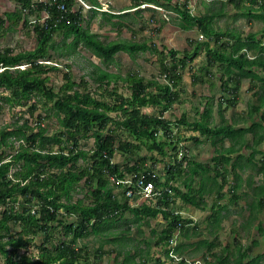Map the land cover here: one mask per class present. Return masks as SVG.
<instances>
[{"label":"trees","instance_id":"1","mask_svg":"<svg viewBox=\"0 0 264 264\" xmlns=\"http://www.w3.org/2000/svg\"><path fill=\"white\" fill-rule=\"evenodd\" d=\"M14 1L17 4L16 11L6 12L5 18H0V39L8 31L6 24L9 25V29L16 26H22L23 29L33 27L36 46L19 53H15L10 48L0 51V66L8 68L0 72V88L10 91V94L4 96L2 100L10 107L22 108L34 98L37 105L33 103L31 113L37 110L40 103H43L44 107L52 104L49 111L58 120L59 130L55 135H46L47 130L41 127L40 121L37 132L28 125H18V122L0 131V207L7 206L4 212H0V255L4 258L5 264H86L84 257L88 253L84 248L77 250L73 244L92 233L98 234L104 225L112 223L111 220L114 219L116 222L119 218L122 219V214L126 210L132 212L139 223L155 219L162 212L166 226L159 234L161 239L157 244L168 245L178 227L183 230L192 222L183 219L179 212L176 213V208H172L170 213H167L147 207L133 209L128 203L121 205V199L114 197L112 190L109 189L104 172L109 170L110 160L118 150L124 155L135 156L137 161L133 172L138 177L145 175L147 180H152L150 176L152 167L148 166L147 162L157 160L154 156L142 157L140 154L146 150L148 153L156 152L166 156L167 146L176 150L174 140L170 139V137L175 138L173 127L178 129L185 126L200 132V137H191L195 145L202 147L210 144L214 151L211 161L206 164L195 159L190 160L186 156L185 159L188 160L186 171L181 165L176 167L177 172L168 171L167 182L164 185L171 187V182L180 179L184 173H189L191 175V179H187L190 181V184H187L189 190L183 193L175 189L176 196L184 203L195 204L198 195L202 196L207 187L210 194L218 195L212 204V214L208 219L213 221L209 226L218 231L222 212L226 209L221 207V202L226 198L231 202H238L243 197L241 192L243 178L238 173V169H242L243 165L247 164L248 167L256 168L257 174L264 177V40H258L257 34L250 33L246 38L239 34L230 35V41L220 42L219 32L217 33L211 26L215 14L193 16L190 12L189 0H133L135 9L142 6L153 10L159 7L165 8L164 11H167L166 8L171 9L176 14L178 20L176 26L181 31H190L197 26L207 37H213L217 41L216 44L209 41L195 45L194 40H190L191 45H194L195 55L203 47L210 65H220L223 75L219 78L220 92L223 93V97L216 103L214 97H205L207 101L204 110L199 111V107L195 108L200 119H195L189 125L184 114L173 125L163 118V114L170 111L174 104L182 103L181 99L185 91L181 88L183 82L181 71L188 65L187 51L184 52L186 56L183 59H178L179 51L166 47L161 51L156 43L135 42L133 39L103 43L84 27L82 7L76 13L71 11L75 0ZM87 1L98 4L97 0ZM227 1L233 4L240 2V0ZM250 2L258 8L251 6L243 16L250 20L251 18L261 20L264 24V2L257 3V0ZM59 5H65L66 11L61 10ZM225 5L226 2L222 3L223 7ZM43 15L45 19L41 23L40 19ZM136 15L140 14L136 13ZM101 16L108 21L115 19L117 23H113L114 26L125 28L122 13L106 11ZM261 34L264 38V30ZM56 35L63 36L65 41L63 44L67 51L82 43L107 66L113 62L114 56L121 52L129 54L131 58H136L138 53L151 52L158 57L159 75L166 83H159L155 77L151 80L145 79L135 72L123 78L99 69L95 81L99 83L98 88L103 91L93 93L89 90V83L84 79L80 83L76 82L70 72V66H66L65 83L56 90L49 85L48 74L57 70V67L43 63L51 60L52 52L58 50L55 46ZM72 36L73 41L67 45L66 40ZM168 59H171L170 62H166ZM20 64L29 66L23 70L9 69ZM213 77L207 68L203 76L196 75L193 86L207 82L210 88H214L215 83L211 80ZM119 80L127 83L130 96L119 92L117 83ZM247 80L250 81V90L255 91L254 98H257L258 102L256 105H251L244 116L229 120L226 118V109L237 106L243 83ZM214 106L218 110L221 125L213 127ZM146 107H160L162 111L159 116H150L142 111ZM39 117L42 121L51 118V116ZM248 119L251 120L250 125L243 127ZM241 122L242 127L238 128L237 125ZM121 132L128 133L136 143L123 141ZM247 134H252L251 143L245 137ZM161 136L168 138L161 141ZM90 137L95 140L96 145L93 154L80 150L81 140ZM12 138L20 143V148L10 145L9 140ZM225 141L230 145L226 146ZM116 143H119L117 147ZM7 147L12 149L13 153L6 154ZM243 149L250 152L247 154ZM104 151L108 155L106 159L103 157ZM80 160L95 161L97 171L92 174L88 168L79 166ZM110 173L112 174L111 171ZM231 175L234 176V185L228 179ZM194 177L200 179L198 183L200 191L192 192ZM83 178L87 179L85 184L89 189L87 193L91 201L89 205L84 204V200L73 202L78 183ZM252 179V176L248 179L249 184L252 183ZM94 181L97 185H94ZM157 183L161 182L157 180ZM252 192L257 199L254 202L256 207L252 209L250 216H257L264 212V187L252 189ZM246 195L248 196V193ZM23 200L24 202L15 206L17 202ZM164 200V204L169 207L168 193L164 194ZM62 209L67 216H77L79 224L77 226L75 223L67 224L64 221L65 216L60 212ZM60 227L63 228L66 236H72V239L69 243L61 244L58 251H50L44 245L37 246L40 257L35 261L19 254L20 249L33 244L35 237L40 234L44 236L46 242H49L50 236L57 233ZM198 228L196 225L193 231H197ZM187 230L189 232V229ZM260 231L264 232V226L260 227ZM210 243L202 242L201 247L205 245L214 248V243ZM259 245L254 241L246 248L240 246L238 253L233 255V262H230L229 256L225 255L228 257H221L219 264H259L260 259L264 258V253L252 255L254 247ZM185 247L179 245L177 251ZM99 252L100 255L97 256L95 263L104 257L102 248L98 250ZM133 258L127 252L122 264H126L130 259L133 261ZM148 260L150 259H145L142 263L149 264ZM146 261L148 262L145 263ZM153 264L165 263L161 259H156Z\"/></svg>","mask_w":264,"mask_h":264},{"label":"rangeland","instance_id":"2","mask_svg":"<svg viewBox=\"0 0 264 264\" xmlns=\"http://www.w3.org/2000/svg\"><path fill=\"white\" fill-rule=\"evenodd\" d=\"M99 1L104 3V6L107 10L111 9L112 13H122L124 16L122 22L125 26V28L120 29V27L113 25V23H117L115 19L108 21L98 13L85 11L83 23L84 27H86V29H88L90 33L96 35L97 38L103 43L123 39H133V41L135 42L146 41L148 43H156L158 47H160L161 51L163 50V47H166L167 49L177 50L180 53L179 57H182L184 51L193 52L194 47H192L193 45H191L190 38L194 40L195 45L196 43H200V40L204 41V39L201 38L199 31H181L176 26L178 20H176V14L171 9L166 8L168 12L164 11L165 8L161 7L157 8V10H153L152 8L148 9L145 6L135 9L133 0ZM160 2L164 3L163 1ZM192 4L194 6V9L196 7L198 8L196 12L199 13L201 11L199 1L193 0ZM16 8L17 4L14 0H0V18L4 19L6 12H14L16 11ZM217 8H220V5H217ZM227 10L230 15L236 14V11L231 7H229ZM136 13H139L140 15H136ZM230 15H226L223 18L217 20L215 28L218 29V31H225L228 29L240 32L243 34V36L246 37V35H248L249 33L257 32L262 28V24L259 21H249L247 18L234 19ZM159 27H161L159 30L160 32L156 31V29ZM6 28H8V31L6 32L5 36L0 39V51L10 48L13 49L15 53H19L25 50L33 49L36 46V38L33 27H31L30 29H23L22 26H16L12 29H9V25L6 24ZM72 41L73 36L66 40V44L68 45ZM63 42L65 41L62 35L55 36V46L58 47V50L52 52L53 58L50 60L51 65H58L57 70L48 74L49 85L56 90H58L62 86V84L65 83L64 74L66 73V66H70V72L73 74L74 80L78 83H80L82 79L87 81L89 83V90L93 93H96L97 91H103L102 89L98 88L99 83L95 81L96 74L99 73V69H102L103 71H106L110 74L121 75V77H126L128 72H135L145 79L151 80L153 79V77H155V79L159 83H166L165 79H163L159 75L160 67L158 57L151 52L138 53L136 55V58H131L128 54L121 52L115 55L113 58V62L110 63L111 65L107 66L101 59L94 56L91 50L86 48L82 43L77 44L75 48L67 51ZM170 60L171 59H168L166 60V62H170ZM207 68H209V72L214 76L213 79H211L212 82L215 83L214 88H210L209 83L207 82H204L197 86H193V80L196 79V75L197 77L203 76ZM218 68V66L214 68L208 65V59L205 55V50L204 48H202L193 64L191 65L190 69L186 67L185 70H182L183 82L181 83V88H183L185 92L182 95V103L176 104L173 110L167 114V119L169 122H172L173 125L176 124L178 119H180L184 114L189 121H193L196 116L199 119L200 117L196 115L194 107L192 106L199 102L202 96L208 95L207 97H214L215 103L218 101V99L223 97V93L220 92L219 81V78L223 75L220 74ZM117 83L119 86V92L125 96H130V91L128 89L127 83L121 80L117 81ZM194 89L197 90V92ZM254 93L255 91L250 90V81H244L239 95V102L236 107H229L226 109V118H228L229 120H231L232 118L238 119L244 116V113H248L250 103L257 102L256 98H253ZM9 94L10 91L8 89L0 88V131L18 122V125H28L35 128V132H37L39 130L37 126L41 121V127L47 130L46 135L52 136L58 133L59 122L53 116V113L49 111L52 104H50L48 107H44L43 103H40L37 110L31 113L30 109L33 103L37 105L35 100L29 101V103L22 108L18 106L10 107L8 104H6L5 101L2 100L3 98H5L4 96H7ZM160 111V107L147 108L143 110L144 113H148L150 115H159ZM112 115L115 116L116 114ZM39 116H51V118L42 121L40 120ZM248 120L249 121L247 122V124H245L243 127H247L248 125H250L251 120ZM218 125H221V121L217 114L212 119V126L214 127ZM173 128L175 130L176 127ZM178 129V132L175 130V134L177 133L181 140L190 141L189 139H187L188 137L198 134L197 132L188 131V128L186 127H180ZM120 134L122 135V140H129L136 143L134 139L130 138L128 133L121 132ZM245 137L247 138L249 143H251L252 134H247ZM9 141L10 145L16 146L14 138L10 139ZM225 145L229 146L230 143L228 141H225ZM49 147H51V145H49ZM54 147L57 148L56 145ZM81 147L87 151L93 150L94 139L81 141ZM193 148H195L194 152ZM2 149L4 150L5 147H3ZM166 150L171 154L172 151L169 148ZM190 151L194 156L204 160L205 156H211L213 148L210 146V144L204 145V148H196L194 146V143L190 141ZM243 151L247 154L250 152V150L245 151L244 149ZM11 153H13V150L7 147L6 154ZM155 154V152L148 153L146 150H143L140 155L142 157H149ZM158 158L161 160V162H164L166 164L173 160L172 157L167 160L160 155H158ZM189 159L194 160V158L190 157ZM123 160L124 157H122L121 155L115 156L116 162L121 163L123 162ZM136 161L137 160H134L132 165L135 164ZM80 166L85 167L86 163L81 162ZM157 170H162V166L158 165ZM260 179L261 178H257V181H260ZM74 197L75 200L73 198V202L84 200L85 204H91V201H89V197L87 196V187L85 185L81 184L80 186H78V191L76 190ZM212 201L213 199H211V201L209 200V205H211ZM177 206L181 210L187 211V207L183 205L180 200H178ZM123 214L124 215L122 219L112 224L104 225L100 229L98 234L92 233L83 239L77 240V242L73 244L76 245V248H84L88 253V255L84 257L86 264H122L126 259L127 252L132 253L134 258L133 261L131 259L128 260L126 264H141L144 259H150L148 260L149 264H153L155 263V260L157 258H162V250L159 249V246L155 245L158 240L159 234L164 227V223L162 222V220L160 218L156 220L150 219L146 220V223H139V221L135 219L133 213H131L130 211H125ZM203 215L204 214H199L196 212L195 216H189V214H187L184 215V217L188 220L191 219L192 221L193 218L191 217H194L200 224V221L201 223H203L204 220L203 218L199 219V216ZM76 217L77 216L74 215L69 216L65 219V222L67 224H77L78 222L76 221ZM261 218L262 225L264 226V214ZM223 224L225 225L223 228L226 229L227 232L226 235H223V233L220 234L217 240L212 239V237L209 238V242L217 243L216 249L212 251L216 258L219 257L218 254L221 251H225L226 245H231L233 243V239L229 238V236H232L229 231L233 228H239L240 226L239 223L234 225H232L231 223ZM11 227L14 230L13 225H11ZM17 230H19L18 226ZM236 230L239 232V242L242 245H250L255 238L259 239V241L261 242V245L254 248L252 252L253 256L257 251H259L260 254L263 253L264 233H261L262 231L256 230L255 233H252L239 229ZM41 237L35 238L33 243L35 245H40V243L42 242ZM71 239L72 236H65L63 234V230L60 228L53 242L54 244L69 243ZM34 244L30 246V255L32 256L37 254ZM100 248H102L104 257L98 260L97 263H95L98 256L97 252ZM202 252H204V250H202ZM237 252V248H233L231 251V255H236ZM21 253H23V251ZM197 255L199 254H186L187 258L191 260L195 259L193 257H198ZM228 256H225V258ZM200 258L202 259L201 256ZM233 258L234 256H229V261L233 262ZM210 259L217 263L215 259ZM148 261H146L145 263H147ZM0 264H5V260L1 255ZM259 264H264V258L260 259Z\"/></svg>","mask_w":264,"mask_h":264},{"label":"clouds","instance_id":"3","mask_svg":"<svg viewBox=\"0 0 264 264\" xmlns=\"http://www.w3.org/2000/svg\"><path fill=\"white\" fill-rule=\"evenodd\" d=\"M38 1H40V2H42V1L49 2L50 0H38ZM75 1H76L75 5L72 7L71 11L73 13H76L77 11H79V8L82 7V9H83V11H82L83 17H84L85 11H92V13H93V11H95L96 13H98L100 15H102V13L106 12V11L107 12H112L111 9L107 10L105 8V6H104V3L99 1V0H97L98 4H92V3H90L87 0L86 1L85 0H75ZM197 1H199V6H201V11L199 13H197L196 11H197L198 8L196 7L194 9V6L192 4L193 0H189V7H190L191 14H193V16H200V17H203L204 15L206 16V15H210V14H215V17H214L213 22L211 23V26L214 27V29L217 31V33L219 32V39L221 40L220 42H227L228 40L230 41V39H229V37H231L230 35H234L235 36V35L239 34V36H242L243 38L247 37V35L245 37L240 32L232 31V30H228V29L225 30V31H218V29H216L215 26H216L217 20L223 18L226 15H230L227 12L228 11L227 9L229 7H231L232 9H234L236 11L235 15H230V16H232V18H234V19L247 18V17H244L243 14L247 13L248 9L251 6H253V4L250 2V0H240V2H238L237 4L230 3L227 0H197ZM224 2H226L225 7L222 6V3H224ZM260 2H264V0H257V3H260ZM217 5H220V8H217ZM253 7L258 8V6H253ZM59 8L61 10H65L66 11V6L65 5H59ZM76 8H77V10H76ZM221 10L223 11L222 14H221ZM41 18L42 19H40V22L42 23L44 21V19H45V16L43 15ZM247 19L250 21L249 18H247ZM251 20L259 21L262 24V28L259 31L254 32L253 34H257V39L258 40L259 39H263L264 40V38H263V36L261 34V32L264 30V24L262 23L261 20H256V19H252V18H251ZM195 30L199 31L200 35H201V38L204 39V41L200 40V43H204V42H209L210 41V42H213L214 44H216L217 41H216L215 38L207 37L201 30H199V28L197 26L193 30L186 31V32H191V31H195ZM190 40H192V39L190 38ZM192 47H194V45ZM184 52H183V56L182 57H179V55H178L177 58L178 59H183L186 56L184 54ZM191 52L192 51H187V53H188L187 54V56H188V60H187L188 65L186 67H188V69H190V67L193 64L194 60L198 56L200 50H199L197 55L194 54V48H193L192 54H191ZM205 55L207 57L206 50H205ZM94 56H96V55H94ZM50 62H51L50 60L49 61H43V63L48 64V65H50L52 67H55V66L57 67L58 66V65H54L53 66V65H51ZM54 64H56V63H54ZM208 65L210 67H214V68L218 66L219 67L218 71L222 75L221 70H220V65L211 66L209 60H208ZM28 66L29 65H27V64H20V65H17L15 67H11L9 69L10 70H14V69H22L23 70V69L27 68ZM186 67H184L182 70H185ZM5 69H8V68H5L3 65L0 66V72L4 71ZM181 73H182V71H181ZM129 74H133V72H131V73L128 72L127 75H129ZM182 75H183V73H182ZM119 76H121V75H119ZM123 78H125V77H123ZM207 96H205V95L202 96L200 98L199 102H197L196 104H194L192 106V107H194V110L197 107H199V109H200L199 111H203L204 110L205 105H206V101H207L205 99V97H207ZM253 98H254V96H253ZM256 100H257V98H256ZM257 102H258V100H257ZM257 102L250 103V106L251 105H256ZM176 104H179V103H176ZM176 104L173 105V107L171 108L170 111L165 112L163 114V118L166 119L167 121H168L167 114L173 110V108L175 107ZM147 108H155V107H146V108H143L142 111L144 109H147ZM213 108H216V106H214ZM161 111H160V113H161ZM213 111H214V109H213ZM195 113L197 115V111L196 110H195ZM146 114H148V113H146ZM148 115H150V114H148ZM159 115H156V114L152 115L151 114L150 116H159ZM195 119H198L197 116L194 118L193 121H189L187 119L188 124L190 123L189 125H191V123H193L195 121ZM183 127L185 128V126H182L181 128H183ZM186 128H188V131H190V132H197V131L192 130L189 127H186ZM175 130L177 132L179 131V129H177V128H175ZM175 130L173 131V136H175V138L170 137V139L174 140L176 150H174L172 147L167 146L165 148V150L169 148L172 152L170 154L166 150V154L167 155L166 156H162L164 159H167V160L172 157L173 160L171 162H169L168 164H166L164 162H161V160L158 158L159 154H157L155 152L156 154L153 155V156L156 158L157 161L156 162H152V161L147 162V165L152 167V171H151V175H150L152 180H147L145 175H140L138 177V175L135 172H133V167H134L135 164L132 165V163H133L134 160H137L135 158V156H132V155H129V154L124 155V154L118 152V150H116L114 152V155H113L112 159L110 160V168H109V170L107 169L104 172L105 173V178H107V181H108L107 183L109 185V189L112 190V193H113L114 197H117V198L121 199L120 200L121 205L123 203H128L129 206L131 208H133V209L134 208L147 207V208H150V209H158L159 211L160 210L161 211H167V213H170L172 208H176V213L179 212L180 215L183 217V219H186L184 217V215L189 214V216H195L196 212H206L208 210L207 214L203 213L204 214L203 216H199V219L203 218V220L206 221V220H208L210 218V216L212 214V211H211L212 203H211V205H209V203H210L209 199H206L204 197L198 196V200H197V202L195 204H193V205L192 204H186V203H184L181 200V198L176 196L175 189L180 190L179 179L177 181L171 182V187L174 188L173 190L171 189V187H168V186L164 185V183L167 182L166 179H167L168 171L171 170L172 172H177V168L176 167L178 165H181L186 171L187 164H188V160L185 159L186 156L188 157V159H189V157L190 158H194L196 161L202 162L203 164L209 163L211 161V159H212L211 158L208 161H205L203 159H199L198 157L194 156L192 154V152L190 151V141H192L194 143V140H192L191 137H200V135H201L200 132H197L198 133L197 135L188 137L187 139H189L190 141H186V140H181L180 137L177 135V133L175 134ZM130 138L132 139V136ZM167 138L165 136H161L160 140L163 141V140H165ZM88 139H93V138L90 137ZM178 140H179V142H177ZM123 141H125V140H123ZM15 142H16V146L15 147L20 148V143H18V141H16V140H15ZM131 142H133V141H131ZM118 144L119 143H116V147L118 146ZM23 145H26V144H23ZM194 146L196 148H198L195 145V143H194ZM95 147H96V145H95V140H94V148H93V150H90V151L84 150L81 147V145H80V150H84V151H87V152L93 154L94 150H95ZM194 150H195V148H193V152H194ZM213 151H214V149H213ZM212 154H213V152H212ZM117 155H121L122 157H124L123 162L118 163V162L115 161V156H117ZM103 157H104V159L108 158V155H107L106 151L103 152ZM167 160H166V162H167ZM80 161L82 163H86V166L84 168H88L91 171L92 174L95 171H97V167L95 165V161H93V160H89L87 162H84L83 160H80ZM80 161L78 162L79 166L81 165ZM158 165L162 166V170H157V166ZM110 171L112 172V174L110 173ZM86 180H87L86 178H83L78 183V186H80L82 184V185H85L87 187V185L84 184V183H86ZM157 180H159L161 183H157ZM181 180L184 183L183 176L181 177ZM93 183H94V185H97V182L94 181ZM78 186L76 188L77 191H78ZM186 186H187V184H186ZM88 191H89V189L87 188V193H88ZM165 193H168V196L170 197V200H169L170 206L169 207H167L164 204V201H165L164 200V194ZM83 198H86V197H83ZM178 200H180L183 203V205H185L187 207V211H183L177 206ZM22 202H24V200L20 201V202H17L15 206H18ZM84 204H85V202H84ZM87 205H89V204H87ZM6 207L7 206L0 207V212H4L6 210ZM126 211H128V210H126ZM60 212L65 216V218H64V221H65V219L67 217H69V216L66 215L67 213L65 212L64 209H62ZM33 213H34V211H33ZM122 215H124V214H122ZM122 218H123V216H122ZM158 218H160L162 220V222L164 223V227H163V229H164L165 226H166V220L164 218V214L162 212H160L158 214V216L155 219H153V220H156ZM191 218H193V221L191 219H189V221H191L192 224L187 225L183 230H182L181 227H178L177 230H176V234H175L174 238H172V240L168 243V245H165V244L158 245L157 242L161 239V238L158 237V240L155 243V245L159 246V249L162 250L161 254L164 257H166V260H165V262H167L166 264H168V263H170V264H197V263L198 264H219V260L221 259L222 255L219 253L218 254L219 257L216 258L214 256V253L212 252L214 249H216L217 243H214V245H215L214 248H210L209 249V251H208L209 254L201 256L202 259L201 258H197V259L191 260V259L187 258L186 255H181L180 254L181 251H177L178 241H179V239L181 238V236L183 234L188 232L187 229H189V231H193V228L196 226V224L199 227L198 221L194 217H191ZM77 219L78 218L76 217V221H77ZM118 220H120V218ZM186 220H188V219H186ZM77 222L78 223L75 224V226H77L79 224V220ZM111 222L114 223V219L111 220ZM112 223H110V224H112ZM72 224H74V223H72ZM60 228L63 230L62 227H60ZM199 229L200 228H198V230ZM63 234L66 236L64 230H63ZM56 236H57V233H55L52 236H50V241L49 242H46L44 236L41 235V234L36 236L35 238L41 237L42 238V242L40 243V245H35L33 243L34 247H35V249L37 251V254H35L33 256L30 255V251H31L30 246H32L33 244H31L27 248L20 249L18 252H19L20 255H25L29 259L35 261V260H37L40 257V250H39V248H37V246H43L44 245L50 251H55V252L58 251V248L61 246V244H57V243L54 244L53 240H54V238ZM62 244H64V243H62ZM74 246L76 247V245H74ZM76 249L78 250L79 248H76ZM22 251H23V253H21ZM97 254L99 256L100 252L99 253L97 252ZM130 255L133 256L132 253H130ZM210 258L215 259L217 261V263H215ZM157 259H162V258L159 257ZM144 261H145V259H144Z\"/></svg>","mask_w":264,"mask_h":264},{"label":"crops","instance_id":"4","mask_svg":"<svg viewBox=\"0 0 264 264\" xmlns=\"http://www.w3.org/2000/svg\"><path fill=\"white\" fill-rule=\"evenodd\" d=\"M195 90V89H194ZM197 92V90H195ZM218 114V110L216 108H214L213 111V116H216ZM237 126L242 127V122L240 124H238ZM238 127V128H240ZM201 147V146H200ZM202 147L204 148V145H202ZM199 151V150H198ZM197 151V153H198ZM213 157V154L211 152V156L207 157L205 156V161L210 160ZM201 159V158H199ZM238 173L240 174V176H242L243 178V183H242V188H241V192L243 193V197L242 200L240 201H236V202H231L228 200V198H226L225 200H223L221 202V207H226V209L222 212L221 215V220H220V228L218 231L214 230L213 227L209 226V223H212V220H206L203 223L199 225V230L197 231H189L185 234H183L181 236V238L178 241V246L179 245H183L185 248H183L181 251V255H195V253H198L199 255H197L198 257H193L195 259L200 258V256L203 255H207L208 251L210 248L206 247L205 245H202L201 247V243L202 242H209V238L212 237V239L217 240L220 236V234L223 233V235H226V229H224L223 227L225 226L223 223H231L232 225L239 223L240 226L239 228H233V229H229V233L232 234V236H229L230 239H233V243L231 245H226V249L225 251H221L220 254L223 255H229V256H233L231 255V251L233 248H237V250L239 249L240 246H242L243 248H246L247 246L250 245H242L239 242V232L236 229L242 230V231H246V232H252L255 233L256 230L260 231V227L263 226L262 225V215L264 214V212H262L261 214H258L257 216H250L251 215V211L254 207H256V204H254V202L256 201L257 197L253 195L252 189H258L259 187H264V177L262 175H258L257 174V169L254 167H248L247 164L243 165L242 169H238ZM183 176V181L182 182L181 178L179 179V185H181L180 190L183 193H186L189 188L186 186V184H190L189 181H187V179H191V175L188 174H183L181 175V177ZM253 177L252 179V183L249 184L248 183V179L250 177ZM257 178H261L260 181H257ZM228 179L230 180V182H232L234 180V176L231 175L230 178L228 177ZM194 186H192V192H195L196 190H199L198 188V183L200 181V179L198 177H194ZM234 185V184H233ZM217 188V187H216ZM227 190V188L225 189V191ZM200 191V190H199ZM223 193V191H222ZM246 193H248V196L246 195ZM198 196H201L198 195ZM201 197H204L206 199H209L211 201V199H213L212 204L216 201V199L218 198V195H214V194H210L208 191V187L206 188V192H204L202 194ZM199 214H207L208 210L206 212H197ZM195 224V223H194ZM202 224V225H201ZM206 224V225H203ZM197 225V224H196ZM206 232V233H204ZM264 233V232H261ZM205 235V236H204ZM202 236V237H200ZM257 241L258 245L260 244L259 239L255 238L252 242ZM214 242H211L210 244H213ZM235 243V245H234ZM237 243V244H236ZM258 247V246H256ZM255 248V247H254ZM196 250H199V252H195ZM202 250H204V252H202ZM238 253V252H237ZM264 253V251H263ZM260 254L259 251H257L255 253L254 256ZM239 256V255H237ZM165 264L167 262H165L166 257H162L161 259ZM170 264V263H168Z\"/></svg>","mask_w":264,"mask_h":264},{"label":"built area","instance_id":"5","mask_svg":"<svg viewBox=\"0 0 264 264\" xmlns=\"http://www.w3.org/2000/svg\"><path fill=\"white\" fill-rule=\"evenodd\" d=\"M198 264V263H197Z\"/></svg>","mask_w":264,"mask_h":264}]
</instances>
